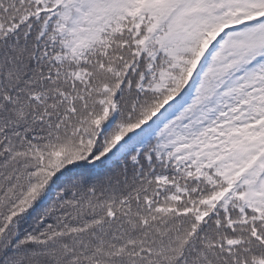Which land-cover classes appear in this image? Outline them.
Returning a JSON list of instances; mask_svg holds the SVG:
<instances>
[{"label":"snow or ice","instance_id":"snow-or-ice-1","mask_svg":"<svg viewBox=\"0 0 264 264\" xmlns=\"http://www.w3.org/2000/svg\"><path fill=\"white\" fill-rule=\"evenodd\" d=\"M0 264H264V0H0Z\"/></svg>","mask_w":264,"mask_h":264}]
</instances>
